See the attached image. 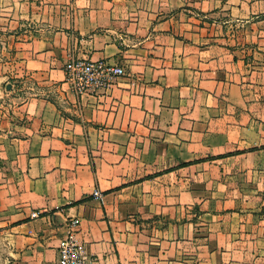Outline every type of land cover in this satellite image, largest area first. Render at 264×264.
<instances>
[{"label":"crops","instance_id":"crops-1","mask_svg":"<svg viewBox=\"0 0 264 264\" xmlns=\"http://www.w3.org/2000/svg\"><path fill=\"white\" fill-rule=\"evenodd\" d=\"M0 54L13 264L74 219L96 264H264V0H0ZM73 59L124 75L78 95Z\"/></svg>","mask_w":264,"mask_h":264},{"label":"built area","instance_id":"built-area-1","mask_svg":"<svg viewBox=\"0 0 264 264\" xmlns=\"http://www.w3.org/2000/svg\"><path fill=\"white\" fill-rule=\"evenodd\" d=\"M124 75L120 66L109 65L103 61L91 62L84 59L72 60L67 68V78L73 91L78 94L95 93L106 90L112 81ZM94 198H99L98 192ZM38 217L32 213L31 218ZM78 220L69 223V234L60 240L56 247L57 264H96L95 259H88L81 248L75 243L72 234Z\"/></svg>","mask_w":264,"mask_h":264},{"label":"rangeland","instance_id":"rangeland-1","mask_svg":"<svg viewBox=\"0 0 264 264\" xmlns=\"http://www.w3.org/2000/svg\"><path fill=\"white\" fill-rule=\"evenodd\" d=\"M2 59H5V57L0 54V62H2ZM12 82H14V80L10 79L9 71L0 69V106H5L6 102L8 101L10 95L7 93L10 90L7 89V86H10ZM11 260L12 259L9 256V252L4 244L3 235L1 234L0 228V264H13Z\"/></svg>","mask_w":264,"mask_h":264}]
</instances>
